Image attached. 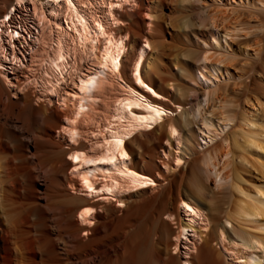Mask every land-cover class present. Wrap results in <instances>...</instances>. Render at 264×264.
I'll use <instances>...</instances> for the list:
<instances>
[{"label": "bare ground", "instance_id": "obj_1", "mask_svg": "<svg viewBox=\"0 0 264 264\" xmlns=\"http://www.w3.org/2000/svg\"><path fill=\"white\" fill-rule=\"evenodd\" d=\"M12 1L0 0V18ZM43 1L49 6L48 15L33 5L36 48L29 56V69L20 70L26 74L25 86L31 87L30 92L14 100L5 85L8 73L0 70V264H231L233 257L243 260L242 264H264V183L253 191L245 189L229 158L238 153L245 166V155L254 149L261 151L254 155L260 159L264 127L251 129L254 125L245 107L247 101L228 99L226 93L221 98L218 92L220 84L234 77L230 59L233 42L248 34L237 9L260 1H180L198 7L200 12L196 24L182 20L179 28L211 52L202 53L197 75L203 88L202 105L196 99L189 113L179 114V127L171 122L164 126L168 111L152 100L160 97L142 74V62L151 44L164 56L182 45V35L170 32L175 29L171 16L176 14L170 6L172 0ZM124 8L137 11L118 12ZM168 8L170 15L163 12ZM263 21L258 23L260 27ZM146 30L150 33L145 34ZM203 33L211 41L198 37ZM0 37L14 43L7 27L1 29ZM2 46L0 69L13 72L14 50L11 48L7 57ZM241 51L248 54L246 48ZM152 57L148 56L145 66L150 75L157 76L161 58ZM40 95L46 103L36 105L35 98ZM56 99L60 104L50 106V100ZM155 126L164 128L168 138L177 142L172 153L176 168L184 160L177 152L180 141L176 133L184 130L189 135L192 127L200 143L196 150H188L191 161L178 171L179 180L167 181L160 192L143 199V189L151 181L130 167L127 141L136 135L143 138ZM232 129L236 138L231 137L230 145L227 140L222 143ZM58 130L69 149L56 140ZM83 138L87 144L74 147ZM193 162L204 180L186 182ZM258 165L264 174V164ZM224 185L233 202L226 225L238 242V249L230 244L232 255L213 245H223L228 236L225 228L201 232L211 221L199 204L211 203L209 188L218 191ZM93 189L108 194L101 200L114 201L123 210L103 205L102 213L93 215L99 206L89 201L91 194L87 192ZM194 191L199 204L193 198ZM166 216L169 222L164 220ZM196 229L202 237L198 247L184 240L188 230ZM182 238V245L195 252L185 251L184 259L174 253Z\"/></svg>", "mask_w": 264, "mask_h": 264}, {"label": "rangeland", "instance_id": "obj_2", "mask_svg": "<svg viewBox=\"0 0 264 264\" xmlns=\"http://www.w3.org/2000/svg\"><path fill=\"white\" fill-rule=\"evenodd\" d=\"M180 1L186 0H172V4H170V6H172L176 10V14L171 16V18H173L172 20L175 29H170V32H172L173 34L177 33V35H179L180 37L182 35V37L180 38V40L182 39V45L178 46L179 50L171 49L170 51L166 52V55L168 56H164L162 55V53L160 54V51L158 52L156 48L152 47L153 44H151V48L148 49L149 52L147 51L148 53L145 54L142 62V74L144 76L145 83L150 86V88H152L151 90H153L154 92L156 91L155 93L160 97L159 99L154 97V99L152 100L160 104L168 111L164 115L166 116V118L164 117L163 120L164 126L168 125L171 122V124L179 127V114L189 113L195 106L196 99L200 100L202 105V100L204 98L202 95L203 88L201 81H199V79L197 78V75L198 72L201 71L200 60L202 53L204 52V50L211 52V50H208L209 48H203V44L200 41L194 40L191 34H187V36H185V32L181 31L182 29L179 28V26L182 25V20H185L190 24H196V16L200 12L198 7L191 6L186 2L182 4L183 2L180 3ZM259 1L260 3H255V5H252V7L248 6L238 7V9L234 8L239 11L241 20L245 22L246 33L248 34L245 37L236 38L233 42L234 51L230 59L233 65L232 74L234 75V77L224 84H220V91H218L220 92V96H222L221 98H223L224 93H226V95L228 94L230 96L229 97L228 95H225V97H227L228 99L230 98L231 100L235 101L241 100L243 102H248V105L245 107L248 110L252 124L254 125V127H251L252 130H255V128L258 126L264 127V21L262 22L261 27L258 24L261 22V20H264V12H261L262 9H264V0ZM34 4L38 8L41 7L45 15H48L49 6L45 4V1L43 0H14L12 1L11 6L8 9V11L14 10V15L9 22L8 29L18 32L20 37L12 44L7 43L8 39L6 40L3 37L2 40V38L0 37V44L1 46L3 45L2 47L4 49V52H6L7 57L8 55H10L9 53H11V48L15 53V60L12 62V65L14 66L13 72H8L4 67L0 69L1 71H4V73H8L6 78L7 82L5 85L14 100L22 97L31 90V87L28 88L25 86L26 74H21L20 70L27 71L29 69V56L36 48L33 43L35 34H37V27H35L34 19L32 16V9ZM124 9H121V11L118 10V12L123 14L124 12L134 13L137 11V8L132 10H130L129 8H126L125 10ZM219 9H223V7L220 5ZM258 9L261 11L259 12ZM163 12L166 15L169 14L168 12H170V8L163 10ZM146 20H149V18L146 17ZM157 25L160 24L156 23V26ZM119 26L120 28L123 27L122 24H119ZM146 27L153 28V26L149 25H147ZM193 29L195 30L196 27ZM141 31H143V29H141ZM144 33L149 34L150 31L146 30L144 31ZM165 37L166 41L170 40L168 35L165 34ZM198 37L207 43L208 41H211L208 34L206 33H203L201 36L198 35ZM144 40L145 39H142L141 42H144ZM23 41L24 43L21 44ZM257 43H259L260 45ZM141 46H144V44L142 43L140 47ZM243 48H246L248 54H242L241 50ZM262 49L263 51H261ZM253 51H256L258 55H254ZM135 52L136 51L134 50L132 53L133 58ZM183 52L185 56L183 55ZM149 55L153 56L152 58H161V61H158L157 63L160 62L159 64L161 66L162 72H158L157 76L150 75L147 70L146 62L149 59ZM9 57L11 58V56ZM6 63V65L9 66L8 60L6 61ZM125 76L129 81V72H127ZM36 89H39V85H37ZM67 92L68 91H66L65 93ZM41 98V95L38 96V99L35 98L36 105L46 103V100L43 101L44 99L42 98V100ZM59 98L61 99L62 97ZM60 99L59 101H61ZM50 101V106L53 107H57L58 103L60 104L57 99L55 101ZM214 112L217 111L214 110ZM190 128L191 129L189 135H187L184 130L177 132V135L175 134V137H178L180 141L177 145L179 149L177 152L180 155H184V160L178 168H176L172 163V153L176 151L174 150L175 148L173 145L177 144V142H173L168 138L167 131L165 132L164 128L159 130L158 126H155L149 132L145 133L147 135L152 134L153 137L148 136L146 138V135L142 138L136 135L133 140L131 139L127 141V143H130L129 147L131 150L130 157L132 166L130 167L136 171L142 172L151 181L143 189L145 191V193L141 196L143 199H148L150 196L160 192L162 188L167 185V181L174 179L179 180L180 174L178 173V171L182 170L186 166V164L191 161V159H189V156L187 155L188 150L190 149V147L196 150L195 146L200 143V139L198 138L195 129L192 127ZM59 132L61 133V130H58L56 132V140L64 142L65 140ZM233 132H235L233 129L232 131L230 130L225 138H223L224 140L222 143H225L227 140L226 144L230 145V143L232 142L230 140H232L234 137L236 138ZM83 133H85V130ZM155 137H159L160 140H153ZM237 139L239 140V138ZM216 141H219V139H217ZM87 142V139H80V141L75 144L74 147H78L79 145H86ZM240 142H242V140H240ZM63 149H69L68 144H66L65 142L63 145ZM256 153L259 154L261 153V151L257 150L256 152V150L253 149L250 151L249 155L244 154L247 164H245V166H243L244 164L240 163V155L238 153L229 156L230 160L232 161L231 169L236 168L238 174L245 182L243 186L245 187V189L247 188V190L251 191L254 190L255 186H259L260 184L264 183V174H262L258 165L259 163L264 164V153L262 154V157L260 159L255 158L256 156L254 155ZM67 158L68 156H66V159ZM254 165L257 166V169L256 166L253 168ZM194 178H200L201 180H204L203 175L199 170L198 164L193 162L191 163V171L186 175L185 181L189 182ZM182 192L187 193L185 189H182ZM209 196V201L211 203L209 202L210 204L204 206L201 203L200 199L197 198L198 193L194 191L193 195L194 199L196 198V200H199L197 201L198 204L199 202L201 203V205L199 204L200 208L205 209L204 215H206L209 221H211L210 226H208L207 228L208 230H201V232H206L207 234L209 233V231L213 232L216 228H225L228 232V236L226 235V239L225 242H223V245H218L217 242H214L215 244L213 245L216 246L217 249H220L222 253L226 255H232V253L228 251L229 249H231L230 244H232V248L235 245V248L238 249V242L231 234V230L229 229V227L226 225V214L233 207L231 206L233 205V202L231 200L232 198L229 192V188L227 185H224V187L222 186L218 189V191L209 188ZM95 199H89L91 203L99 204L98 208L93 209V215L101 214L103 205H113L120 210H123L124 208L114 201H106L99 198ZM94 211H96V213ZM164 220L167 222L170 221L167 216L164 218ZM194 226L195 228H199L197 224H195ZM91 227H95V221H92ZM173 227L175 228L176 226L173 225ZM82 235L86 236V233H83ZM172 240H174V237H172ZM184 240H186V243H188L189 245H195L196 247H198L202 242V237L199 236L197 229L188 230V232H186V237ZM178 249L179 252L174 253L180 256V258L182 259L185 258V251H188L192 255L195 253L190 252L183 245L181 248L178 247ZM186 258L187 260H189V256ZM229 261L231 264L243 263V260H238L236 257H233L232 259L230 258ZM182 264H188V262L182 261Z\"/></svg>", "mask_w": 264, "mask_h": 264}]
</instances>
